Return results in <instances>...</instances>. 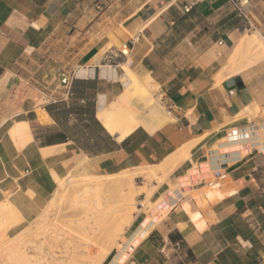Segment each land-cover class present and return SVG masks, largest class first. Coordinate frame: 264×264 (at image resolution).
<instances>
[{
	"label": "crops",
	"instance_id": "obj_1",
	"mask_svg": "<svg viewBox=\"0 0 264 264\" xmlns=\"http://www.w3.org/2000/svg\"><path fill=\"white\" fill-rule=\"evenodd\" d=\"M244 9L250 26L230 0H0V214L35 219L58 176L163 164L160 201L119 264H264V120L241 115L264 106V58L227 69L246 32L264 44V0ZM123 64L164 113L118 139L97 111L124 89Z\"/></svg>",
	"mask_w": 264,
	"mask_h": 264
},
{
	"label": "bare ground",
	"instance_id": "obj_2",
	"mask_svg": "<svg viewBox=\"0 0 264 264\" xmlns=\"http://www.w3.org/2000/svg\"><path fill=\"white\" fill-rule=\"evenodd\" d=\"M239 57L240 58L247 57L248 63L246 65H252L253 63H256L257 61L263 59L264 58L263 39L259 38L257 34H244L240 39L238 45L235 47V49L233 50V52L231 53V55L227 60L228 73H237L240 70H242L244 67H246L245 65L239 64L238 62ZM122 69L124 70V74H122L121 78L125 85V89L110 103H105L104 100L101 99L97 111L98 119L101 120L104 127L110 133H118L119 135L118 139H122L134 127H136L140 123L147 126L148 130H153L162 122L161 115L164 113L163 112L164 110L160 105L158 99H156L155 97L149 94V91L145 86V84L132 73L130 68L126 64H123ZM85 71L87 70L84 68H80L78 70V75ZM112 74H114V69H112L111 67H102L103 76H109ZM146 122H148L149 124H146ZM27 131H28L27 129L25 130L24 124H20V123L16 124L12 129V133L19 135V137L23 136L24 132ZM82 176L90 177L91 175L85 174ZM118 176H119L118 178L113 180H107L105 182L98 180V181H94L93 183L91 181L77 182V180L76 181L72 180L75 178L69 177L68 179V175L65 176L64 179H62L63 177H58L56 179H58L57 183L59 185L57 187L61 188L60 190L63 191V195L66 193L65 191L67 190V185L70 184L72 186L74 185L73 183H75L76 186V184H80V186L74 190H67V192H70L72 194L71 204L72 205L81 204L86 209L87 207L88 208L93 207L94 210H92V212L89 213L88 215L98 216L99 220H100L99 216L101 215L100 216L101 219L102 217L105 218L103 223H106L105 221L115 217L114 213L127 210L126 205H128L129 202L130 201L132 202L133 200L132 179L130 177L131 175L127 176L124 174L122 176L120 175ZM54 199H52L50 203L47 206H45L47 208L42 214V218L37 220L36 223H32L37 225V229L36 228L34 229L35 232H37L36 230L39 229L42 230V232L41 231L39 232L42 234V236H44L43 237L44 239L42 241L40 240V244L36 240L37 238L36 239L29 238L30 231L32 230V228H34L33 225L30 228L29 227L27 228L29 230L18 232L16 236H14L12 239L7 241L5 240V236L7 232H8L7 235L9 234L8 228L10 226L7 223L5 225L3 224L4 227L0 229V253H1L0 255H2L4 259L6 258V261L9 260L10 264L11 263L12 264H52V263L54 264V260L53 262H51V260H48V258H46L45 256L52 255L53 253L52 248H54V246L55 247L59 246L60 243L62 244L61 242L62 239L63 242L67 240V238L65 239L64 237L61 238L62 233H60L61 228L59 227V225L55 223V221L52 222L48 220L50 211L51 210L55 211L56 209L54 205L55 203ZM94 218L97 219L96 217ZM125 222L126 221H123V223ZM116 229H118V227H116ZM44 245L45 248L48 249L45 253L43 250ZM87 248L88 247L86 248L84 247V249L86 250L82 251V253L86 256L90 254L89 249ZM108 251L109 248L104 251H101L99 254L97 253L96 258L93 259V262L91 261L92 264H101V262L107 256ZM30 252H34V254H30ZM2 256H0V259H2L1 258ZM48 261L50 262L48 263Z\"/></svg>",
	"mask_w": 264,
	"mask_h": 264
},
{
	"label": "rangeland",
	"instance_id": "obj_3",
	"mask_svg": "<svg viewBox=\"0 0 264 264\" xmlns=\"http://www.w3.org/2000/svg\"><path fill=\"white\" fill-rule=\"evenodd\" d=\"M122 1L124 2L125 0ZM128 10L129 8H126L125 11ZM246 34L248 33L246 32ZM240 59H245V57H241ZM124 89H125V85H124ZM153 91L154 94H156L157 92L156 89H154ZM261 110H262L261 107H256L254 110L244 112L241 115L243 116L247 115L250 118L256 116L257 118L264 120V115L260 114ZM263 136H264V130H263ZM167 170H168L167 165L161 164L158 166H146V167L127 169L119 173L113 175H106V176L87 174L91 176L93 175L92 177L91 176L89 177V176H82L85 174H79L75 172L69 173L67 174L68 179L70 177V178H75L72 180L75 181L77 180V182L91 181L92 183L98 180L104 182L107 180H113L118 178L119 177L118 175L120 176L124 174L127 176L131 175L130 177L132 179L133 203L130 201L129 204L126 205L127 210L114 213L115 215L114 218L105 221L106 223H103L105 218L102 217L101 219L100 217L101 215L99 216L101 221L98 219V216L88 215L89 213L92 212V210H94L93 207H89V208L87 207L86 209L81 204H77V205L71 204L72 194L70 192H67V190H74L77 187H79L80 184H76V186L75 183H73L74 185L72 186L70 184L67 185V190L65 191L66 193L64 192L65 193L64 195H63V191L60 190L61 188L57 187L58 189L55 190L56 193L55 192L53 193L51 198L44 205L41 213L37 217H35V220L33 219L34 221L31 220L26 222L23 219H21L17 213L12 211L6 214H0V222H3V220L5 219L7 220L8 224H11L10 227L8 228L9 234L7 235L8 232L6 233L5 240L9 241L14 236H16L18 232L29 230L27 228L28 227L30 228L33 225L34 228H32V230L30 231L29 238H34V239L37 238L36 240L40 244V240L42 241L44 239L43 238L44 236H42V234L39 232V231L42 232V230L39 229L36 230L37 232H35L34 229L35 228L37 229V225L32 223H36L37 220L42 218V214L47 208L45 206H47L50 203V201L56 197L54 199L55 201L54 205L56 209L55 211L54 210L50 211L48 220L52 222L55 221V223L59 225V227L61 228L60 233H62L61 238L64 237L65 239L67 238V240L64 241L65 242L64 243L62 239L61 241L62 244L60 243L59 246L57 247L54 246V248H52L53 253L50 256L53 257H50L49 255L45 257L48 258V260H51V262H53L54 260V264H58V263L59 264H80V263L92 264L93 259H95L97 256L96 255L97 253L99 254L101 251H104L109 248L108 254L105 257V259L101 262V264H119L121 261L120 256L124 255V251L128 250L129 248H131L133 244L136 243V241L139 238L138 234L141 230V226L142 228L143 226H145V223L149 219V212L160 201V196H161L160 192L163 189V185L165 182L164 175L167 172ZM67 175L58 176V177H63L62 179H64V177ZM57 186H59L58 183ZM94 217H96L97 219H95ZM126 217L130 218L131 220ZM123 221L126 222L123 223ZM116 227H118V229H116ZM144 233L145 230L141 232V235H143ZM84 247L85 248L88 247L87 249H89L90 254H88V256L82 253V251L86 250L84 249ZM43 250L44 253L48 250L47 248H45V245L43 246ZM30 254H34V252H30ZM1 258L3 260L0 259V264L2 263L10 264L9 260L6 261V258L4 259L3 256ZM49 262L50 261H48V263Z\"/></svg>",
	"mask_w": 264,
	"mask_h": 264
},
{
	"label": "built area",
	"instance_id": "obj_4",
	"mask_svg": "<svg viewBox=\"0 0 264 264\" xmlns=\"http://www.w3.org/2000/svg\"><path fill=\"white\" fill-rule=\"evenodd\" d=\"M231 3L233 4V6L235 7V9L238 11V13L243 16V18L246 19L247 22V26H250L249 20L246 16L245 13V0H230ZM120 53L123 56H127L129 54V47L128 45H123L122 48L120 49ZM73 74H67V75H63L61 77V84L64 85L65 87H67V94H70V85L72 83L73 80ZM262 110L260 111V114L264 115V106L261 107ZM243 133L240 132V130L238 128H232L227 132V137L228 139H236L237 137L242 136ZM222 176V172L221 169H216L213 172V175L211 177H208L206 179H203V182H205L206 184H212L214 182L215 179H218Z\"/></svg>",
	"mask_w": 264,
	"mask_h": 264
}]
</instances>
